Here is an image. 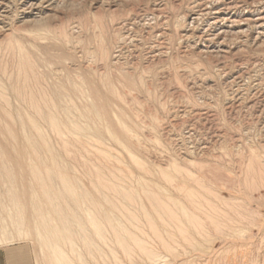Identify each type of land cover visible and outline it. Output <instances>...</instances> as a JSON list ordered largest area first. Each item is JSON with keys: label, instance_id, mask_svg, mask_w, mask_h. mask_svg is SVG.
Returning <instances> with one entry per match:
<instances>
[{"label": "rangeland", "instance_id": "1", "mask_svg": "<svg viewBox=\"0 0 264 264\" xmlns=\"http://www.w3.org/2000/svg\"><path fill=\"white\" fill-rule=\"evenodd\" d=\"M0 1V247L264 264V0Z\"/></svg>", "mask_w": 264, "mask_h": 264}, {"label": "crops", "instance_id": "2", "mask_svg": "<svg viewBox=\"0 0 264 264\" xmlns=\"http://www.w3.org/2000/svg\"><path fill=\"white\" fill-rule=\"evenodd\" d=\"M23 245L0 247V264H34Z\"/></svg>", "mask_w": 264, "mask_h": 264}, {"label": "bare ground", "instance_id": "3", "mask_svg": "<svg viewBox=\"0 0 264 264\" xmlns=\"http://www.w3.org/2000/svg\"><path fill=\"white\" fill-rule=\"evenodd\" d=\"M28 1H29V0H28ZM28 1H27V2H28ZM37 1H39V0H32V2H30V3H35V4H36ZM41 1H42V0H41ZM44 1H45V0H44ZM47 1H48V0H47ZM47 1H46V2H47ZM50 1H51V0H50ZM0 2H1V1H0ZM39 2H40V1H39ZM42 2H43V1H42ZM38 4H40V3H38ZM30 5H31V4H30ZM40 5H41V4H40ZM41 7H42V6H41ZM263 17H264V16H263ZM239 19H240V18H239ZM249 19H250V18H249ZM234 20H235V19H234ZM234 20H233V21H234ZM256 20H257V19H256ZM212 22H213V21H212ZM235 23H236V22H235ZM243 24H244V23H243ZM248 24H249V23H248ZM232 26H233V25H232ZM257 26H258V24H257ZM210 27H211V26H210ZM210 27H209V28H210ZM211 29H213V28H211ZM233 31H234V30H233ZM239 31H240V30H239ZM260 33H261V32H260ZM217 35H218V34H217ZM220 45H221V44H220ZM29 233H30V232H29Z\"/></svg>", "mask_w": 264, "mask_h": 264}]
</instances>
